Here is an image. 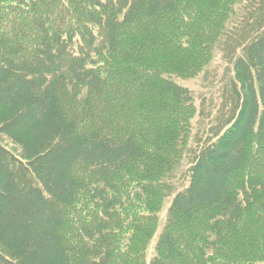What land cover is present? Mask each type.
I'll return each mask as SVG.
<instances>
[{"label": "trees", "instance_id": "1", "mask_svg": "<svg viewBox=\"0 0 264 264\" xmlns=\"http://www.w3.org/2000/svg\"><path fill=\"white\" fill-rule=\"evenodd\" d=\"M256 2L0 0V264H264L262 87L158 233L198 114L178 81Z\"/></svg>", "mask_w": 264, "mask_h": 264}, {"label": "rangeland", "instance_id": "2", "mask_svg": "<svg viewBox=\"0 0 264 264\" xmlns=\"http://www.w3.org/2000/svg\"><path fill=\"white\" fill-rule=\"evenodd\" d=\"M261 40H264V5L259 6V2H256L249 4L246 10L240 9L235 16L224 38L214 50L212 64L199 77L178 81L181 87L191 92L198 114L193 121V135L186 157L174 173L176 190L166 200L159 215V234L174 197L189 187L196 156L234 127L243 110L249 114V119L255 112V106L262 114L260 87L264 88V49L256 59L254 68L246 57L249 46ZM258 121L259 118L255 129L259 127ZM1 143L13 150V144L6 138ZM157 242L158 234L150 244L149 261L154 258Z\"/></svg>", "mask_w": 264, "mask_h": 264}]
</instances>
